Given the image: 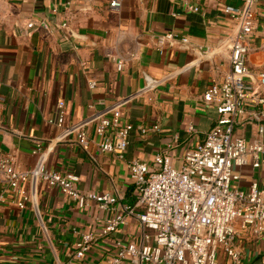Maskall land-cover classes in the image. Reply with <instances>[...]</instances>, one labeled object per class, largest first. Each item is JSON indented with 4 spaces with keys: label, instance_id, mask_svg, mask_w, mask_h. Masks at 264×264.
Returning <instances> with one entry per match:
<instances>
[{
    "label": "crops",
    "instance_id": "1",
    "mask_svg": "<svg viewBox=\"0 0 264 264\" xmlns=\"http://www.w3.org/2000/svg\"><path fill=\"white\" fill-rule=\"evenodd\" d=\"M243 5L244 0H123L114 13L108 0H0V161L12 157L20 172L43 164L77 176L84 194H110L134 205L132 161L153 167L162 154L180 168L188 150L213 128L216 107L204 94L231 70L226 46L236 26L224 9ZM195 7L198 12L191 10ZM255 11L248 82L257 89L264 70V0H255ZM30 23L35 27L29 29ZM168 33L189 43L171 42L160 51L158 36ZM119 62L125 64L122 71ZM60 101L65 102L63 127L57 125ZM115 105L134 127L124 154L102 152L95 132L98 116H109ZM73 126H83L86 146L77 133L67 134ZM190 126L197 136L189 134ZM236 135L251 142L264 138V130L245 120ZM39 146L42 153L33 154ZM235 173L239 189L248 193L257 181L264 192V157L260 168L251 161ZM0 193V264H108L118 240L142 242L138 220L101 236L115 211L96 202L81 208L38 179L14 189L0 168ZM81 233L99 238L77 259ZM235 245L244 264H264V234L239 229ZM219 264L230 261L221 254Z\"/></svg>",
    "mask_w": 264,
    "mask_h": 264
},
{
    "label": "built area",
    "instance_id": "2",
    "mask_svg": "<svg viewBox=\"0 0 264 264\" xmlns=\"http://www.w3.org/2000/svg\"><path fill=\"white\" fill-rule=\"evenodd\" d=\"M122 1L108 0L109 10L118 12ZM191 10L198 12L199 8ZM224 13L236 26L226 46L231 70L222 83L211 85L204 94V101L216 107L214 126L188 150L180 168L173 167L171 158L162 154L155 157L153 167L132 161L129 169L136 193L134 205L124 204L122 197L110 194H84L78 188L77 176L49 170L43 164L31 172H20L12 157L0 161V168L14 189L34 178L60 189L81 208L96 202L103 210L115 211L106 220L101 236L111 235L133 219L138 220L143 229L141 244L118 240L117 252L108 264H219L221 254L230 264H244L235 245L239 229L257 236L264 234V192L257 181L251 184L248 193L239 189L236 187L239 176L235 173L251 161L253 168H260L264 157V138L248 142L236 135L237 126L245 120L264 130V70L258 74L257 89L248 82L251 73L248 58L257 30L255 0H244L241 8L226 7ZM34 27V23L28 24L29 29ZM43 27L50 29L47 24ZM66 27L67 24L61 26ZM176 41L189 43L187 37L168 33L158 36L157 47L162 51ZM124 66V62H119L118 70L122 71ZM89 85L96 86L94 82ZM64 107L65 102L60 101L59 127L65 124ZM108 112L109 116L97 118L95 132L101 139L100 149L104 153L124 154L134 127L123 120L118 106H111ZM83 126L70 127L67 134L77 133L80 145L86 146L88 138ZM153 129L159 131V126ZM188 132L198 135L194 126ZM40 153L39 146L33 154ZM3 203L4 195L0 193V211ZM98 238L94 233H81L75 257L83 259Z\"/></svg>",
    "mask_w": 264,
    "mask_h": 264
}]
</instances>
